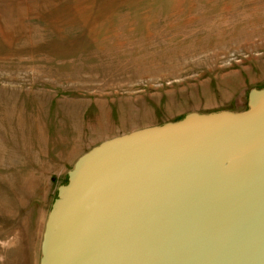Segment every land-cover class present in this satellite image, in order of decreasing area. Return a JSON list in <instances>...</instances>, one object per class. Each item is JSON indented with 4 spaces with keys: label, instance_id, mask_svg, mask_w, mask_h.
I'll use <instances>...</instances> for the list:
<instances>
[{
    "label": "rangeland",
    "instance_id": "obj_1",
    "mask_svg": "<svg viewBox=\"0 0 264 264\" xmlns=\"http://www.w3.org/2000/svg\"><path fill=\"white\" fill-rule=\"evenodd\" d=\"M262 87L264 0H0V264H38L89 148Z\"/></svg>",
    "mask_w": 264,
    "mask_h": 264
},
{
    "label": "water",
    "instance_id": "obj_2",
    "mask_svg": "<svg viewBox=\"0 0 264 264\" xmlns=\"http://www.w3.org/2000/svg\"><path fill=\"white\" fill-rule=\"evenodd\" d=\"M38 264H264V87L100 141L67 171Z\"/></svg>",
    "mask_w": 264,
    "mask_h": 264
}]
</instances>
